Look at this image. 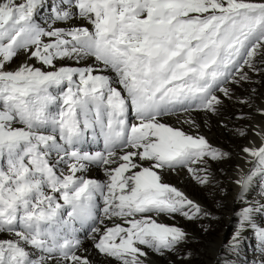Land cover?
<instances>
[{
  "label": "snow or ice",
  "instance_id": "obj_1",
  "mask_svg": "<svg viewBox=\"0 0 264 264\" xmlns=\"http://www.w3.org/2000/svg\"><path fill=\"white\" fill-rule=\"evenodd\" d=\"M44 6L45 0H0V264H92L78 254L79 229L70 221L88 225L94 248L118 264H145V247L160 254L178 250L188 234L158 218L194 220L207 213L165 182V173L184 169L207 185L208 161L228 154L163 118L215 113L222 104L217 92L230 99L227 85L250 79L245 67L259 71L264 0L48 5L54 21L81 18L91 29L45 28L34 19ZM21 52L41 66L10 69ZM88 57L93 64L57 67V61ZM183 123L198 128L190 116ZM89 134L102 140L103 151L81 150ZM255 135L261 146L243 151L256 168L236 181L241 187L264 173V129ZM92 164L105 166L106 182L82 175ZM62 207L70 209L68 220L61 218ZM257 212L264 205L245 209L241 229L250 226L264 242V227L253 222ZM105 220L112 223L101 228Z\"/></svg>",
  "mask_w": 264,
  "mask_h": 264
},
{
  "label": "bare ground",
  "instance_id": "obj_2",
  "mask_svg": "<svg viewBox=\"0 0 264 264\" xmlns=\"http://www.w3.org/2000/svg\"><path fill=\"white\" fill-rule=\"evenodd\" d=\"M49 1L50 0H45V3ZM37 14H39L40 17H44L48 14H52L51 9L44 8L42 11L38 9L34 16V19L45 27L43 22L37 20ZM73 21H78V19ZM85 21L86 20L84 19H80L79 25L81 26V23ZM66 23L68 28L74 27L73 24H70V20ZM47 39L48 38H45L46 41ZM261 59V56H257L258 68L264 72V63H261ZM21 63L32 64L36 67L41 66L38 61L34 59L30 60L25 52H21L12 61V63L8 65V67L10 69H15ZM93 63L94 60L91 57L80 59L79 61L76 59H65L57 61V67H85ZM108 74L113 75L112 73ZM257 80L258 83L256 84L260 87V90L258 91L259 95H257L258 97L254 99H250L249 103H232V101H229L228 98L222 95V93L220 94V92H218L216 94L222 100V104L218 106L217 111L213 114L200 111L183 114L179 117L169 116L163 118V122L182 128L185 132L203 135L207 138L211 145L221 149L229 156L228 159L226 158L223 162L212 163L210 165V169L212 170V183L214 185L210 187L212 193L209 199L205 198L203 191L199 189V187L197 188L194 186L196 184L193 185V181L190 179V175L186 170L179 169L175 172L169 171L164 175L165 182L182 190L190 199L198 203L207 215H211L213 213L211 207L216 203L221 201L228 202V207L232 210V212L229 211L226 218L227 228L225 227L223 231L220 232L215 241L210 240L209 238V241L204 240L203 237H200L199 233L196 234L199 239H203L208 242L207 244L209 245L207 246L212 250V260L209 264H215V261L222 260L227 257L222 251V248L225 246L227 234L234 232L236 237L237 233H239V239H244L249 234L255 232L253 228L247 225L243 230L241 229V217L245 209L249 207L259 208L261 205H264V197L260 195V192L257 189V176L252 177V180L247 187H241L236 183L241 175H248L256 168L255 158L249 156L243 151V149L245 147L253 146L258 148L262 144L260 137L255 135V132L264 129V115H261V112L264 111V73L260 75ZM235 89H238L237 86ZM244 92L250 93V88L247 86ZM186 115L195 120L198 128H192L190 125L183 123ZM238 115L241 116L239 117ZM242 116L244 117L243 119L241 118ZM240 129H244L246 131L245 136L239 135L238 130ZM94 167L95 166H92V168ZM64 171L67 172V167ZM87 174H90V177L101 183L106 182L108 179L105 172V166L102 165L99 166V169L93 170L88 168L86 172L82 173L83 176H87ZM77 175H81V173H77ZM158 219L160 222L175 224L176 226L182 228L181 225L167 217L161 216ZM253 222L258 227H264V223L259 215V212L253 214ZM189 235H191V233ZM196 236L193 235L194 238H196ZM81 249L82 251L78 254L87 255L92 261V264H118V262L115 263L112 258L98 254L95 249L89 245V243L83 244ZM144 251L147 253V256L142 258L145 263L165 264L162 257L157 256L146 247L144 248ZM51 264H56V262L52 261Z\"/></svg>",
  "mask_w": 264,
  "mask_h": 264
},
{
  "label": "rangeland",
  "instance_id": "obj_3",
  "mask_svg": "<svg viewBox=\"0 0 264 264\" xmlns=\"http://www.w3.org/2000/svg\"><path fill=\"white\" fill-rule=\"evenodd\" d=\"M256 64L258 68L257 57H256ZM258 69H259L258 72H253L252 70L245 67L244 71L247 72L250 79L248 81H241L239 84L229 83L227 85V87L231 89V98L230 99L228 98L229 101H232V103H236V104L238 103L245 104V103H242L241 101L246 100L249 103L250 99H254L258 97L257 95H259L258 91L260 90V87L256 84L258 83L257 78L260 77V75L264 73L262 72L260 68ZM236 86L240 90L235 89ZM247 86L250 88V91H251L250 93L244 92ZM222 95L224 96L223 93ZM208 113L213 114L212 112H208ZM238 116L240 117L241 115H238ZM228 157L229 156L227 155L226 158L228 159ZM226 158L222 160H216V161L209 160L208 161L210 182L207 185L202 186L201 184L197 183L194 179H192V177L190 176V179H192L193 181L192 182L193 185L196 184L194 186H196L197 188L199 187V189L203 191L204 196L207 199L211 197L212 191L210 187L214 185L212 183V170L210 169V165L212 163L223 162L226 160ZM257 174L258 173H255V175H253L252 177L256 176ZM263 176H264V173H262V178ZM257 189L259 191L258 183H257ZM261 189L264 190V181H263ZM261 196L263 197L262 193H261ZM211 208L213 211L211 215L202 214L199 218L194 219V220H188L182 216H176L175 220L170 219L178 223L179 225H181L183 230L188 234V238L186 242L180 244L178 247V250L172 251V252L165 251L163 254H160L151 249H148V248L147 249L149 251L154 252V254H156L157 256L162 257V259L165 261V264H168V263L170 264H209V262L212 260V250L207 246L209 245L207 244L208 242L204 240L209 241L210 239V240L215 241V239L219 236L220 232H222L225 227L227 228L226 218H227L229 211L232 212V210L228 207L227 201H221L219 203H216ZM262 218H263L262 220L264 223V216ZM190 233L191 235H189ZM197 233H199L200 237L201 238L203 237L204 240L199 239L196 236ZM193 235L196 236V238H194ZM234 239H235L234 232H230L229 234H227L226 239H225V246L223 247L224 249L222 248V251L226 254L227 257H225V259L215 261V264H261L257 259H254L252 257L253 254L257 252L256 250L258 248V245L255 244L256 241H258L259 243H261L262 246H264V242H261L257 238L256 232L249 234L244 239H239V244L237 247L233 246ZM93 244L94 242L89 245L93 249H95L94 246H92ZM95 251L98 252L96 249ZM208 251H211V252H208ZM114 262L117 263V261L115 260Z\"/></svg>",
  "mask_w": 264,
  "mask_h": 264
}]
</instances>
